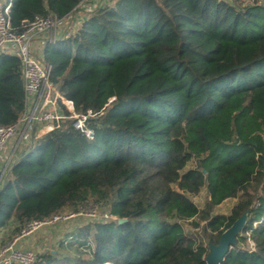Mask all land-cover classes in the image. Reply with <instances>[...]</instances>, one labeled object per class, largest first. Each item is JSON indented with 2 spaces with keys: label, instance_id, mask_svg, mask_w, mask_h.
Wrapping results in <instances>:
<instances>
[{
  "label": "trees",
  "instance_id": "trees-1",
  "mask_svg": "<svg viewBox=\"0 0 264 264\" xmlns=\"http://www.w3.org/2000/svg\"><path fill=\"white\" fill-rule=\"evenodd\" d=\"M81 1L14 0L11 21L67 17ZM43 56L76 112L94 114L93 134L67 119L23 152L0 189V232L91 203L109 219L31 264H207L245 213L220 264H264V4L112 0ZM25 99L19 58L0 54V126L20 120ZM203 187L206 210L189 196ZM227 199L230 213H210ZM185 221H204L203 236Z\"/></svg>",
  "mask_w": 264,
  "mask_h": 264
},
{
  "label": "built area",
  "instance_id": "built-area-1",
  "mask_svg": "<svg viewBox=\"0 0 264 264\" xmlns=\"http://www.w3.org/2000/svg\"><path fill=\"white\" fill-rule=\"evenodd\" d=\"M13 1L0 0V54L14 55L19 58L26 99L25 111L20 120L11 125L0 126V160L4 149L10 143H15L9 161L21 145H26L30 149L36 139L43 138L54 130L62 129L67 119L72 120L75 129L91 136L93 131L88 120L94 116L92 111L76 112L73 100L63 95L52 82L51 66L43 56V47L46 43H55L59 38L68 35L67 31L61 34L62 27L65 23L67 25L76 10L67 17L49 13L33 21L26 20L23 22V28L19 30L11 21ZM84 1H81L79 6ZM7 165L0 167V189L10 171ZM88 210L91 212L95 209L90 205L82 206L77 212L70 213V216L80 212L89 213ZM62 216L63 213L48 219H35L26 223L13 240L1 248L0 264L33 263L37 253L31 248L18 247L20 239L62 219ZM106 216L109 217L108 213ZM110 217L115 218L112 215Z\"/></svg>",
  "mask_w": 264,
  "mask_h": 264
},
{
  "label": "rangeland",
  "instance_id": "rangeland-1",
  "mask_svg": "<svg viewBox=\"0 0 264 264\" xmlns=\"http://www.w3.org/2000/svg\"><path fill=\"white\" fill-rule=\"evenodd\" d=\"M112 0H85L78 9L73 13L72 19L68 21L67 25L66 23L62 27V33L64 32H72L77 28L79 23L82 21V19L85 18L93 9H96L100 5H104L106 3L111 2ZM233 1V0H228ZM245 4L249 5H262L264 4V0H243ZM28 147L26 148L24 145H21L19 147V151L17 153V158L21 157L23 152L27 151ZM194 165V162H190L188 164V168L192 167ZM191 199L198 205V207L201 210H206L208 208V203L210 200L209 191L206 187H203L200 192L197 195H189ZM237 199H227L222 204L218 206H214L209 208V211L211 214H228L230 213L232 207L236 203ZM90 207L95 209L89 210L84 213L80 212V214L72 215L70 216L72 212L70 211H63V218L59 219L58 221L49 224L47 226L41 227L39 230H37L35 233L23 237L20 239L18 243V247L20 248H27L31 247L36 253H39L40 251H46L53 248H58L57 242L60 240V238L66 236L70 231L74 230L80 225L86 224L91 221H97V220H105L109 219V217L106 216V212L104 208L94 205L93 203L90 204ZM87 208V207H86ZM95 212V213H94ZM94 214V215H92ZM200 227L196 228L190 221L184 222V227L188 233L196 234L197 237H202L203 232L202 229L204 227L205 222H200ZM17 223L15 220H11L4 228H2L0 232V238L2 241L1 248L13 240V238L18 234V230H16ZM206 242V241H205ZM250 246L252 244L250 243Z\"/></svg>",
  "mask_w": 264,
  "mask_h": 264
},
{
  "label": "water",
  "instance_id": "water-1",
  "mask_svg": "<svg viewBox=\"0 0 264 264\" xmlns=\"http://www.w3.org/2000/svg\"><path fill=\"white\" fill-rule=\"evenodd\" d=\"M247 213L237 219L231 227L226 229L220 237L217 245H210V252L206 256L207 264H220L226 254L232 249V245L236 243V236L245 224Z\"/></svg>",
  "mask_w": 264,
  "mask_h": 264
},
{
  "label": "crops",
  "instance_id": "crops-1",
  "mask_svg": "<svg viewBox=\"0 0 264 264\" xmlns=\"http://www.w3.org/2000/svg\"><path fill=\"white\" fill-rule=\"evenodd\" d=\"M72 17V16H71ZM70 17V19L69 20H71L72 18ZM14 142V141H13ZM13 144H15V143H13ZM13 144H9L5 149H4V151H3V154H2V159L0 160V167L2 168V167H4V166H6L7 164V166L8 167H12L13 165H14V163L20 158V157H18L17 158V153H18V151H19V149L17 150V152L14 154V156L12 157V159L9 161V157L11 156V153H12V151H13ZM26 148H27V146L26 145H24ZM27 248H31V247H27ZM41 252V251H40Z\"/></svg>",
  "mask_w": 264,
  "mask_h": 264
}]
</instances>
